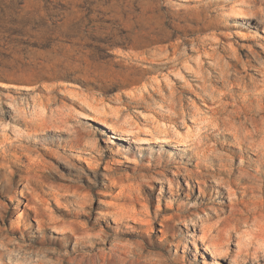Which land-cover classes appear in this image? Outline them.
Returning a JSON list of instances; mask_svg holds the SVG:
<instances>
[{
    "label": "rangeland",
    "instance_id": "374dc122",
    "mask_svg": "<svg viewBox=\"0 0 264 264\" xmlns=\"http://www.w3.org/2000/svg\"><path fill=\"white\" fill-rule=\"evenodd\" d=\"M0 264H264V0H0Z\"/></svg>",
    "mask_w": 264,
    "mask_h": 264
}]
</instances>
